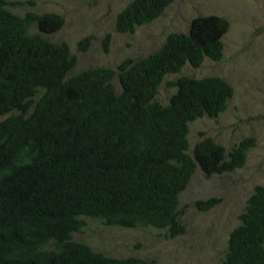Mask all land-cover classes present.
I'll use <instances>...</instances> for the list:
<instances>
[{"label":"trees","instance_id":"16d2710c","mask_svg":"<svg viewBox=\"0 0 264 264\" xmlns=\"http://www.w3.org/2000/svg\"><path fill=\"white\" fill-rule=\"evenodd\" d=\"M175 0H131L115 17L118 33H133ZM32 0H0V264H140L73 240L86 220L124 229L151 227L166 239L183 235L179 196L198 168L206 179L244 166L255 139L226 149L189 123L217 118L233 88L218 76H180L168 103L155 100L165 77L184 66L220 62L229 22L218 15L191 19L149 55L114 68L75 71L67 42L47 36L64 17L28 9ZM92 36L78 40L86 51ZM109 36L103 40L107 51ZM216 197L191 207L207 212ZM222 264H264V186L256 185L229 232Z\"/></svg>","mask_w":264,"mask_h":264},{"label":"rangeland","instance_id":"374dc122","mask_svg":"<svg viewBox=\"0 0 264 264\" xmlns=\"http://www.w3.org/2000/svg\"><path fill=\"white\" fill-rule=\"evenodd\" d=\"M25 2L28 0H10ZM34 6L17 5L10 9L23 15L28 9L53 12L64 17V25L47 37L65 41L77 56L75 71L96 66L115 67L125 58L138 59L158 49L173 32H187L191 19L218 15L229 22L222 38L223 58L213 62L205 58L200 68L189 65L167 75L155 100L165 105L174 89L167 82L180 76H218L233 88L227 108L217 118L203 117L189 123L190 147L199 133L211 137L227 150L246 137L255 145L246 155L244 166L233 172L206 179L197 168L179 196L180 216L185 233L166 239L151 227L131 229L106 227L86 220L73 240L111 257H135L140 264H222L229 232L238 224V215L256 185L264 186V0H175L149 24L133 33H118L116 14L131 0H32ZM92 36L89 48L76 49L78 40ZM109 36L107 51L103 40ZM6 116H0V120ZM216 197L218 204L207 212L191 207L197 199Z\"/></svg>","mask_w":264,"mask_h":264}]
</instances>
